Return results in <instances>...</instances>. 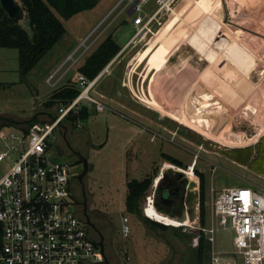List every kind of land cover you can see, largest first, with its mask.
<instances>
[{"label": "rangeland", "instance_id": "obj_1", "mask_svg": "<svg viewBox=\"0 0 264 264\" xmlns=\"http://www.w3.org/2000/svg\"><path fill=\"white\" fill-rule=\"evenodd\" d=\"M127 8V0H95L62 20L65 34L25 76L17 50L0 47V116L18 121L2 129L19 133L18 125L58 115V104L44 103L56 89L74 85L78 67L111 34L121 48L92 89L109 109L89 106L86 120L63 119L53 158L66 161L67 144L87 158L82 185L75 172L73 193L80 202L85 196L87 213L114 259L196 264L197 224L162 228L149 222L162 224L153 203L162 169L177 170L163 154L184 165L194 161V169L183 170L189 183L199 182L193 170L204 173L207 225L211 187L219 191L246 181L264 187V0H172L137 25ZM155 9L151 0L139 14ZM19 24L28 28L24 18ZM148 177L137 211H130L126 183ZM198 196L199 188L189 192L190 220ZM214 237L215 251L229 254L232 231L219 227ZM209 250L205 243L203 264Z\"/></svg>", "mask_w": 264, "mask_h": 264}, {"label": "built area", "instance_id": "obj_2", "mask_svg": "<svg viewBox=\"0 0 264 264\" xmlns=\"http://www.w3.org/2000/svg\"><path fill=\"white\" fill-rule=\"evenodd\" d=\"M151 0H127V11L135 25L151 19L157 7L172 0H152L156 9L147 17L139 13ZM106 69L89 80L77 72L79 94L51 120L35 121L19 127L20 132L0 129V264H104L98 241L84 218L73 210L72 180L75 169L66 161L53 158L52 141L57 127L70 112L81 105L102 112L109 109L92 89ZM198 180V179H197ZM246 186L211 187L212 199L208 225H201L198 204L195 217L188 211L170 215L160 212L181 226L197 224L198 235L192 245L198 247L201 235L210 244L207 264H264V187L246 181ZM190 186L191 183L187 181ZM199 188V182L192 190ZM128 218L122 217V233H129ZM185 222V224H184ZM228 225V226H227ZM219 227L232 231L231 251L220 254L214 249V233Z\"/></svg>", "mask_w": 264, "mask_h": 264}, {"label": "trees", "instance_id": "obj_3", "mask_svg": "<svg viewBox=\"0 0 264 264\" xmlns=\"http://www.w3.org/2000/svg\"><path fill=\"white\" fill-rule=\"evenodd\" d=\"M24 11V19L28 28L19 24V21L7 16L0 6V47L15 48L18 55V66L22 76H25L65 34L62 20L69 19L72 15L95 5V0H20ZM119 46L112 35L103 38L100 43L88 54L84 62L78 67L89 80L97 76L108 62L118 53ZM165 63V61H164ZM80 89L74 82L64 85L50 94L45 106L58 104L65 107L77 97ZM89 116L87 106L81 105L75 115L70 111L63 119L75 123L78 120H86ZM53 116L51 119H53ZM37 120H31L35 122ZM20 122V121H19ZM62 122V121H61ZM60 122V124H61ZM17 124L7 117L0 116V129L6 124ZM170 162L180 164L176 159L163 154ZM200 181L199 187V219L202 226L206 224L205 219V177L202 173L195 171ZM151 183V179H132L126 183L125 205L130 211H137V202L145 193ZM148 221V220H147ZM155 226L165 228L163 224L149 221ZM1 231V228H0ZM205 240L203 235L199 239L197 247L196 264H203Z\"/></svg>", "mask_w": 264, "mask_h": 264}, {"label": "flooded vegetation", "instance_id": "obj_4", "mask_svg": "<svg viewBox=\"0 0 264 264\" xmlns=\"http://www.w3.org/2000/svg\"><path fill=\"white\" fill-rule=\"evenodd\" d=\"M110 110H112V109H110ZM67 151H68V155L65 152V156L67 155L66 158L68 159L70 164L74 167L75 172L78 173L77 177H76L78 179V176L83 171V164H82L83 159L86 157H84L80 151L75 150L72 147H70L69 144H67ZM194 155H195V153H194ZM196 157H198L197 154H196L195 158ZM86 160H87V158H86ZM177 161H179V160H177ZM173 165L175 167H177L176 171H172L171 168H169V169L167 168L168 170L166 172H164L163 171L164 169H162L161 175H160V180L156 184L155 199H154L153 203H154V206L159 211H162L165 213L176 214V213H178V211L180 213H183L184 210H187L189 213V208H190L188 206L189 192L192 190L191 189L192 186L190 187L187 184V180H186L187 176L185 175L186 171L184 172L183 170L189 169V168L194 169V166L196 164L193 161V163L190 165H184V164H182V162H180L179 165L175 164V163H173ZM193 171H194V173H196L195 171H198V170L195 169ZM198 172H200V171H198ZM200 173H202V172H200ZM202 174L204 175V173H202ZM74 177H75V174H74ZM196 177L198 178V175H196ZM78 181L80 184L82 183L81 180L78 179ZM84 198H85V196H83V201H84ZM72 206H73V210L78 215L83 217V213H84L83 202H80L76 198L75 195H74V201H73ZM86 213H87V207H86ZM88 215L90 217V220L92 221L94 219V217L91 216L90 214H88ZM100 232H101V230H100ZM93 233H94L95 237L98 238L97 234L94 231H93ZM103 243H104L105 255L107 256V259L109 260L110 264H121L117 258L114 259L110 255V253L108 251V242L106 241L105 237L103 239Z\"/></svg>", "mask_w": 264, "mask_h": 264}, {"label": "water", "instance_id": "obj_5", "mask_svg": "<svg viewBox=\"0 0 264 264\" xmlns=\"http://www.w3.org/2000/svg\"><path fill=\"white\" fill-rule=\"evenodd\" d=\"M0 6L1 8L6 12L7 16L16 20H21L24 17V11L22 6L16 2L15 0H0ZM83 171L82 173L78 176V179L81 180V177L86 173L87 171V160L86 158L83 159ZM193 183L190 184V186H192ZM83 206H84V213H83V218H84V222L97 234L98 236V241L93 242L96 246H98L100 248V250L103 253V257H104V264H110L109 260L107 259V256L105 255V250H104V243H103V235L100 232V230L96 227V225L90 220L89 215L86 213V203H85V198L83 201ZM170 214V213H168ZM170 215H174V214H170ZM185 218V213L183 212L181 214V219Z\"/></svg>", "mask_w": 264, "mask_h": 264}, {"label": "bare ground", "instance_id": "obj_6", "mask_svg": "<svg viewBox=\"0 0 264 264\" xmlns=\"http://www.w3.org/2000/svg\"><path fill=\"white\" fill-rule=\"evenodd\" d=\"M169 5H167V7H168ZM167 49V47H165V50ZM157 217L159 218V220H162V221H164V222H168V221H170V222H172L173 220L171 219V218H169V217H165L164 215H162V214H157ZM184 224H185V222H184Z\"/></svg>", "mask_w": 264, "mask_h": 264}, {"label": "crops", "instance_id": "obj_7", "mask_svg": "<svg viewBox=\"0 0 264 264\" xmlns=\"http://www.w3.org/2000/svg\"><path fill=\"white\" fill-rule=\"evenodd\" d=\"M150 54H152V52H150ZM152 56V55H151ZM161 61L164 62V59L161 57ZM19 127H22L23 125H18ZM194 184V183H193ZM180 212L178 211V213L176 214H179ZM182 214V213H181Z\"/></svg>", "mask_w": 264, "mask_h": 264}]
</instances>
